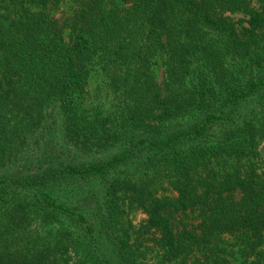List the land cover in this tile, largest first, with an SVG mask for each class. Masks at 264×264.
Returning a JSON list of instances; mask_svg holds the SVG:
<instances>
[{"label":"trees","instance_id":"16d2710c","mask_svg":"<svg viewBox=\"0 0 264 264\" xmlns=\"http://www.w3.org/2000/svg\"><path fill=\"white\" fill-rule=\"evenodd\" d=\"M262 143L264 0H0V264H264Z\"/></svg>","mask_w":264,"mask_h":264},{"label":"rangeland","instance_id":"374dc122","mask_svg":"<svg viewBox=\"0 0 264 264\" xmlns=\"http://www.w3.org/2000/svg\"><path fill=\"white\" fill-rule=\"evenodd\" d=\"M66 7H67L66 5H63V6H61V9H64V8L66 9ZM60 10L56 11V15H60L61 14ZM237 15H239V14H237ZM237 15H235V16L237 17ZM92 84L94 85V83L91 82V85L89 86V89L91 90L90 93H91V95H93V94L95 95V91L93 90V85ZM260 149H261V152H262V156L264 158V143H262V145L260 146Z\"/></svg>","mask_w":264,"mask_h":264}]
</instances>
